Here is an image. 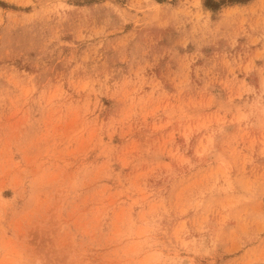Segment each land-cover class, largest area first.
<instances>
[{
	"label": "rangeland",
	"instance_id": "1",
	"mask_svg": "<svg viewBox=\"0 0 264 264\" xmlns=\"http://www.w3.org/2000/svg\"><path fill=\"white\" fill-rule=\"evenodd\" d=\"M0 3V264H264V0Z\"/></svg>",
	"mask_w": 264,
	"mask_h": 264
},
{
	"label": "trees",
	"instance_id": "2",
	"mask_svg": "<svg viewBox=\"0 0 264 264\" xmlns=\"http://www.w3.org/2000/svg\"><path fill=\"white\" fill-rule=\"evenodd\" d=\"M252 0H204V7L214 13L221 10L223 7L235 4H248ZM2 6L4 3H0Z\"/></svg>",
	"mask_w": 264,
	"mask_h": 264
}]
</instances>
